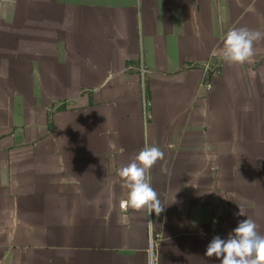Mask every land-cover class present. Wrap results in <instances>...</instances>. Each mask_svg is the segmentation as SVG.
<instances>
[{
    "label": "crops",
    "instance_id": "0c3cea01",
    "mask_svg": "<svg viewBox=\"0 0 264 264\" xmlns=\"http://www.w3.org/2000/svg\"><path fill=\"white\" fill-rule=\"evenodd\" d=\"M0 2L31 21L28 79H0V264H148L150 235L159 264H221L215 236L264 235V39L221 59L230 28L264 33V0ZM146 145L159 216L119 207Z\"/></svg>",
    "mask_w": 264,
    "mask_h": 264
},
{
    "label": "clouds",
    "instance_id": "9594fccd",
    "mask_svg": "<svg viewBox=\"0 0 264 264\" xmlns=\"http://www.w3.org/2000/svg\"><path fill=\"white\" fill-rule=\"evenodd\" d=\"M262 39L264 33L258 30L232 27L223 37L221 59L229 64L243 65L251 62L254 57V44ZM161 160H164V152L158 146L146 145L130 163L119 169L121 186L127 190L126 198L119 202L122 212L129 208L145 209L147 216L153 212L159 216L165 211L166 205L148 179L150 169ZM161 170L165 171L163 167ZM236 215L246 216V213L240 208ZM257 229L258 225L251 218L240 221L227 239L215 236L208 244L205 255L222 258L221 264H264V235Z\"/></svg>",
    "mask_w": 264,
    "mask_h": 264
},
{
    "label": "rangeland",
    "instance_id": "374dc122",
    "mask_svg": "<svg viewBox=\"0 0 264 264\" xmlns=\"http://www.w3.org/2000/svg\"><path fill=\"white\" fill-rule=\"evenodd\" d=\"M27 10L29 5L0 2V79H28L25 63L31 54L30 14H22V20L15 18V13Z\"/></svg>",
    "mask_w": 264,
    "mask_h": 264
},
{
    "label": "built area",
    "instance_id": "2783aa9c",
    "mask_svg": "<svg viewBox=\"0 0 264 264\" xmlns=\"http://www.w3.org/2000/svg\"><path fill=\"white\" fill-rule=\"evenodd\" d=\"M160 239L150 235L147 245L148 264H159L157 246L159 245Z\"/></svg>",
    "mask_w": 264,
    "mask_h": 264
}]
</instances>
